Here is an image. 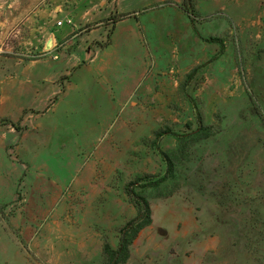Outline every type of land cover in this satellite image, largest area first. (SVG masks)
I'll return each mask as SVG.
<instances>
[{"label": "rangeland", "instance_id": "374dc122", "mask_svg": "<svg viewBox=\"0 0 264 264\" xmlns=\"http://www.w3.org/2000/svg\"><path fill=\"white\" fill-rule=\"evenodd\" d=\"M82 1L0 0V96H13L29 85L38 91L48 83L47 71L64 72L73 61L83 64L89 48H105L104 29L85 43L90 29L108 22L89 20ZM145 1L132 0L135 5ZM208 3L195 0V10ZM248 4L261 23L243 34L241 50L235 46L227 57L212 58L211 71L154 82L163 97L131 106V119L117 121L121 145L108 154L111 159L88 183L73 186L72 196L64 190L57 200L38 197L31 186L44 183L48 191L58 180L64 188L72 176L85 175L87 169L79 166L88 155L82 137L96 122L75 116L96 106L78 103L84 97L80 90L70 97L77 104L61 101L62 95L49 101L50 114L69 118L59 124L74 134L73 168L67 172L54 163L23 172L15 200L0 203V264H104V241L116 249L120 228L137 215L127 185L148 200L152 223L130 247L125 264H264V7L257 9L255 0ZM144 54L142 49L131 62L166 69L161 58L158 62ZM72 71L59 79L61 90L82 81L85 67ZM92 74L102 80L94 66ZM141 92L144 87L138 96ZM34 97L32 92L23 96L27 109ZM114 105L117 114L124 111L123 105ZM156 131L165 134L157 139ZM165 155L173 163V176L158 187H141L139 178L157 180L166 174ZM7 172L0 169L4 177ZM32 198L37 206L30 211Z\"/></svg>", "mask_w": 264, "mask_h": 264}, {"label": "crops", "instance_id": "0c3cea01", "mask_svg": "<svg viewBox=\"0 0 264 264\" xmlns=\"http://www.w3.org/2000/svg\"><path fill=\"white\" fill-rule=\"evenodd\" d=\"M208 1L204 6L197 4L194 14L182 8L184 0H147L142 5H135L132 0L80 2L89 20L102 18L108 22L101 27L90 29L86 40H90L91 36L101 33L104 29V34H108L107 44L104 45L105 48H89L83 64L73 61L72 66L64 72L47 71L45 80H48V83L38 91L29 85L26 90L19 88L13 96L1 94L0 121L7 122L0 123V169L8 172L7 177L0 173V203L15 200L19 181L25 170L51 168L54 163H61V166L55 165L54 168L60 167L67 172L73 168L74 134L72 130L64 127V124H59V121L69 118L50 114L51 106L47 107L55 96L62 95L61 101L66 104H77L70 97L72 91L80 90L84 97L81 102H76L88 106L95 105L96 108L92 107L91 111L86 112L84 107L83 111H78L81 114H77L75 118L90 119L95 121L96 125L91 126L82 137V145L86 147L85 152L88 154L79 165L87 169L84 176H72L64 188L58 180L50 182L51 188L48 191L43 188L44 183L36 186V189L31 186V193L45 194L48 195L47 199L52 200H57L64 190L72 196L73 186L88 183L89 179L94 177L97 167L111 159L108 154L114 153L115 147L121 145L122 135L119 133L120 128L116 130L117 121H122L123 116L131 119V106L145 104L148 99L154 101L163 97L155 90L154 82L172 79L173 74L180 76L191 72L211 71L209 68L212 58L227 57L235 46L238 51L241 50V42L245 40L243 34L261 23L257 11L254 14L249 13L250 0ZM255 3L257 9L264 7V0H255ZM73 8L75 9L76 5H73ZM71 14L68 13L67 16ZM122 15L127 16L123 19L117 18ZM152 27L158 30L153 34H145ZM212 39L219 41H211ZM89 40L85 42L86 45ZM86 45L78 49L84 51L87 49ZM142 49L146 50L144 56L154 58L158 62L161 58L166 69L163 70L157 64L154 69L143 62L133 64L132 56H140ZM71 56L73 55L67 57L68 60ZM151 64H154V61ZM80 66L85 67L82 81L71 82L67 89L61 90L59 79L71 75L72 70ZM93 66L95 73L102 80L97 81L93 76ZM86 77L90 79L87 80ZM147 80L151 85L143 86ZM142 87L145 92L138 96L139 88ZM42 91V95L47 93L44 100L42 95L40 96ZM26 92L35 94L34 103L28 109L23 100ZM142 98L147 100L142 101ZM55 99L57 100L54 98V101ZM115 103L123 105L124 111L117 114ZM102 105H108V108L102 110ZM72 120L73 118H70V121ZM102 121H106V124H102ZM36 200L38 199L35 197ZM30 201L31 204L28 203L27 206H30L32 211L37 203L33 198ZM30 214L35 215L32 212Z\"/></svg>", "mask_w": 264, "mask_h": 264}, {"label": "trees", "instance_id": "16d2710c", "mask_svg": "<svg viewBox=\"0 0 264 264\" xmlns=\"http://www.w3.org/2000/svg\"><path fill=\"white\" fill-rule=\"evenodd\" d=\"M184 4L190 6V14L195 13V0H185ZM188 9V8H187ZM127 15H122L117 17L118 19H123ZM113 20V19H111ZM211 41H219V39H212ZM165 134L162 131H156V138H160ZM166 158V163L168 165L167 172L163 177H160L157 180H151L149 176L139 178L138 182H144L143 186H153L158 187L161 183L167 181L170 177L173 176V163L171 160ZM136 183L132 184L135 185ZM130 185L125 187L126 195L129 198V201L137 209V215L132 219L128 220L119 230V244L116 249H113L111 245L104 241L103 244V255H104V264H125L130 257V247L133 245L135 240L138 238L140 232L146 227L150 226L152 223V213L148 200L136 193L135 190L129 188Z\"/></svg>", "mask_w": 264, "mask_h": 264}, {"label": "built area", "instance_id": "2783aa9c", "mask_svg": "<svg viewBox=\"0 0 264 264\" xmlns=\"http://www.w3.org/2000/svg\"><path fill=\"white\" fill-rule=\"evenodd\" d=\"M59 24H61V23H59Z\"/></svg>", "mask_w": 264, "mask_h": 264}]
</instances>
